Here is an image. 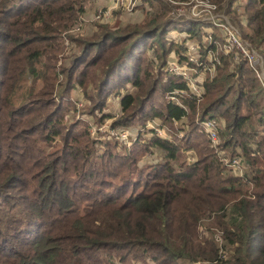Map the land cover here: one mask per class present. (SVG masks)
Here are the masks:
<instances>
[{"label":"trees","instance_id":"1","mask_svg":"<svg viewBox=\"0 0 264 264\" xmlns=\"http://www.w3.org/2000/svg\"><path fill=\"white\" fill-rule=\"evenodd\" d=\"M88 1L0 0V264H264V83L168 0L64 40ZM213 1L264 62V0ZM187 40L201 97L167 70ZM90 115L138 127L131 148L92 138Z\"/></svg>","mask_w":264,"mask_h":264},{"label":"built area","instance_id":"2","mask_svg":"<svg viewBox=\"0 0 264 264\" xmlns=\"http://www.w3.org/2000/svg\"><path fill=\"white\" fill-rule=\"evenodd\" d=\"M114 2V6L110 8L107 12H104L103 9H98L94 13L95 20H103L108 21L112 17V13L116 11V9L120 8L124 10L126 13H134L141 4V0H112ZM171 5L174 7H179L178 11L184 10L182 13H185L187 10L189 12V16L191 20L194 21H207L211 23L212 29L220 30L223 36L226 39V44L224 46V51L229 54L236 49L238 53H240L245 59H247L250 66L256 72L258 78L263 82V74L262 70L264 69V62L260 54L250 46L249 43L244 41L240 36L238 30L230 23V21L222 14L219 13V7L213 0H187L183 2H178L174 0H168ZM88 5L85 4V8ZM181 13V11H180ZM87 22V18L82 17L76 26L73 28L74 32H81L83 27ZM188 35H184L186 38ZM208 39H212V33H208ZM190 40H187V52L185 57L188 61L185 64H181L179 66H173L170 68V72L175 74L178 77L183 78L184 80L189 82V85L194 94L201 97L202 95V88L200 87L199 83L196 82L195 86L193 82V76L197 73V69L191 68L189 64L199 65L198 57L200 53V46L198 44H190ZM188 44L191 46L189 47ZM192 48V51H191ZM214 55L209 54V59L213 61L215 58ZM197 89L200 93H197L193 90ZM207 134L209 135L211 141L217 145L219 143L218 133L216 122L214 121H207L203 123ZM125 137V136H124ZM225 161V160H224ZM234 172L237 175H242V168L239 161H234L230 165Z\"/></svg>","mask_w":264,"mask_h":264},{"label":"rangeland","instance_id":"3","mask_svg":"<svg viewBox=\"0 0 264 264\" xmlns=\"http://www.w3.org/2000/svg\"><path fill=\"white\" fill-rule=\"evenodd\" d=\"M245 1L246 0H240L239 1V3H238L239 11L243 10V5H244ZM86 5H88V7L85 8L84 14L81 16V18L82 17L87 18V22H86L85 26L83 27L81 32H74L73 28L71 30H69L68 32H65L63 34L64 40H66V38H68L69 36L79 37V36H84V34H86V35L91 34L93 24H108L111 26H114L117 24H120V25L127 24L125 21H120L118 19L119 16L122 14V12H125L124 10H121L120 8L116 9V11H114L112 13V17L108 21L95 20L94 13L96 12V10L103 9L104 12H107L110 8H112L115 5L112 0H90V1H88V3ZM178 8L179 7H177V8L175 7V14H178L179 16L191 18L189 16V12L187 10L185 11V13H182L184 10H182V8H181V10H180L181 13H180V11H178ZM115 12H116V15L114 14ZM131 14H136V15H134L133 18H136V19L142 18V20L144 19V16H145L143 9H140V8H138L134 13H131ZM131 23H136V22H131ZM230 23H231V21H230ZM206 29H207V32L209 34H211V33L213 34L212 28H206ZM184 35L185 34H180L177 31H174L171 33L170 37L173 38L174 40H176L178 43H182L183 39H185ZM189 43L190 44H197L194 41H190ZM66 46H69L68 41H67ZM188 46L191 47L189 44H188ZM191 51H192V48H191ZM210 55H214V54H210ZM170 65H171V67H170ZM179 65H180V58L176 55V53H172V55L170 56L169 61H168L167 70L170 71V68H173V66H179ZM205 74H206V71L200 72L197 70V73L192 77L193 78L192 83L194 84V86H195L196 82H198V83L204 82ZM262 74H263V80H264V69L262 70ZM262 83H264V81ZM193 90L196 91L197 93H200V91H198L197 89L193 88ZM202 93H203V91H202ZM73 98H74L73 99L74 101H77V100L83 101L82 94H81V92H78V91L74 93ZM108 103L110 105L106 109V112L104 114H111L112 113L113 115L118 117L120 115L121 99L119 97L112 96L111 98H109ZM85 104L86 103L84 102V105ZM82 107L83 106L80 103H78L77 108L80 110V109L84 108V107L83 108ZM79 114L80 113H78V115H77L78 117H79ZM97 115L100 117L103 116V114H100V113H97ZM82 119H84L87 123L90 124V132H91L92 138L99 140V141H106V140L116 141L119 143V146L121 149H124V147H126V146H127V148H131L130 146L132 145L133 141H135V139L137 138V135H138V130H139L138 127H129V128L120 127L118 129H112L111 128L112 120H110V119H107L106 121H104L99 126H98L97 122H95L96 118L92 115L84 116V117H82ZM154 126H155L154 123H150V125H149L150 129H148V130H152L154 128ZM158 133H159V135L162 134V136L165 135L163 130H158ZM153 160H154L153 157H151V158L148 157L145 160H143V164L154 162ZM242 173H243V171H242Z\"/></svg>","mask_w":264,"mask_h":264},{"label":"crops","instance_id":"4","mask_svg":"<svg viewBox=\"0 0 264 264\" xmlns=\"http://www.w3.org/2000/svg\"><path fill=\"white\" fill-rule=\"evenodd\" d=\"M115 15H116V12L114 13ZM134 15H136V14H129V13H126V12H122V14L119 16V20L120 21H125L126 23H129V22H136V23H138V22H141L142 21V18L141 19H136V18H133L134 17ZM133 19V20H132Z\"/></svg>","mask_w":264,"mask_h":264}]
</instances>
